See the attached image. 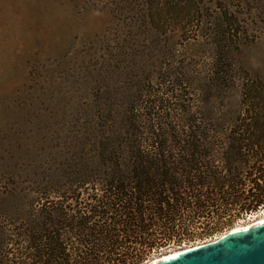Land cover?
<instances>
[{
    "label": "trees",
    "instance_id": "trees-1",
    "mask_svg": "<svg viewBox=\"0 0 264 264\" xmlns=\"http://www.w3.org/2000/svg\"><path fill=\"white\" fill-rule=\"evenodd\" d=\"M234 25L222 19L231 37ZM237 68L226 56L212 63L206 82L194 84L200 106L171 74L163 82L172 87L148 91L144 105L97 126L92 162L67 159L27 187L13 175L1 201L0 264H142L257 212L264 206V74Z\"/></svg>",
    "mask_w": 264,
    "mask_h": 264
},
{
    "label": "rangeland",
    "instance_id": "rangeland-1",
    "mask_svg": "<svg viewBox=\"0 0 264 264\" xmlns=\"http://www.w3.org/2000/svg\"><path fill=\"white\" fill-rule=\"evenodd\" d=\"M153 1L0 0V211L13 175L27 187L67 159L92 162L97 126L166 90L171 74L196 106L194 84L219 57L264 74V0H174L169 12L167 0Z\"/></svg>",
    "mask_w": 264,
    "mask_h": 264
},
{
    "label": "water",
    "instance_id": "water-1",
    "mask_svg": "<svg viewBox=\"0 0 264 264\" xmlns=\"http://www.w3.org/2000/svg\"><path fill=\"white\" fill-rule=\"evenodd\" d=\"M153 264H264V223L247 230H231L216 240L179 249Z\"/></svg>",
    "mask_w": 264,
    "mask_h": 264
},
{
    "label": "built area",
    "instance_id": "built-area-1",
    "mask_svg": "<svg viewBox=\"0 0 264 264\" xmlns=\"http://www.w3.org/2000/svg\"><path fill=\"white\" fill-rule=\"evenodd\" d=\"M264 216V206H262L261 208H259V210L257 212H253V213H250L248 215H245V217L241 220H238L235 224L234 227L236 228H233V230L235 229H238L240 226H243V225H246L252 221H254L255 219L259 218V217H263ZM231 231V230H230ZM222 235V234H221ZM219 236L215 235L213 237H210L208 239H205L203 240L200 244H204V243H209V242H212L214 240H216ZM196 245H199V244H196ZM183 247L185 245H182ZM193 246V245H191ZM190 247V246H189ZM178 248H181V247H178ZM146 263V262H145Z\"/></svg>",
    "mask_w": 264,
    "mask_h": 264
},
{
    "label": "bare ground",
    "instance_id": "bare-ground-1",
    "mask_svg": "<svg viewBox=\"0 0 264 264\" xmlns=\"http://www.w3.org/2000/svg\"><path fill=\"white\" fill-rule=\"evenodd\" d=\"M262 223H264V216L255 219L254 221H252L250 224H248L246 226H240L238 229H236V231L247 230L251 226L259 225V224H262ZM179 252H180L179 250L178 251L169 252V253H167V254H165V255L157 258V259H154L152 261H148L145 264H153V263H155L157 261H165V260H168V259L173 258L174 256H176Z\"/></svg>",
    "mask_w": 264,
    "mask_h": 264
}]
</instances>
